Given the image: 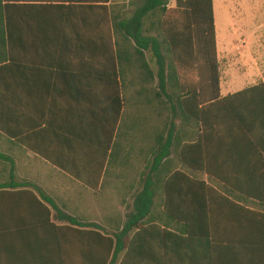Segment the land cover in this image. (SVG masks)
<instances>
[{
	"label": "crops",
	"instance_id": "0c3cea01",
	"mask_svg": "<svg viewBox=\"0 0 264 264\" xmlns=\"http://www.w3.org/2000/svg\"><path fill=\"white\" fill-rule=\"evenodd\" d=\"M60 4L50 21L34 8L9 16L13 41L8 39L7 49L13 63L0 67V184L31 187L0 190V264H106L99 237L104 234L63 217L106 230L108 219L116 216L114 226L121 228L133 185L137 187L144 170L151 171L156 126L167 120L155 113L154 87L139 82L136 58L125 79L121 75L110 5L81 0ZM230 15L236 20L235 11ZM223 41L226 53L238 56L242 66L238 72L231 69L225 82L221 71L219 92L224 98L259 88L249 97V120L254 128L259 119L255 128L264 145V32L254 33L252 40L243 38L241 47L234 38ZM236 48L238 54L231 51ZM124 99L127 104L121 108ZM109 107L122 117L115 129L119 138L112 141L105 134ZM197 140L195 129L192 142L197 145ZM116 141L118 161L107 175L108 146ZM182 142L172 157L179 170L198 178V172L180 162L178 154L190 141ZM251 145L248 141L241 154L247 192L241 205L250 212L216 216L241 244L213 245L208 230H198V219L204 217L198 218L195 204L192 231L176 221H169L170 227L153 223L137 229L115 264H264L261 237L256 244L251 239L264 228V204L251 196L252 190L264 189V151ZM58 158H65L66 165H58ZM199 177L208 181L206 175Z\"/></svg>",
	"mask_w": 264,
	"mask_h": 264
},
{
	"label": "trees",
	"instance_id": "16d2710c",
	"mask_svg": "<svg viewBox=\"0 0 264 264\" xmlns=\"http://www.w3.org/2000/svg\"><path fill=\"white\" fill-rule=\"evenodd\" d=\"M66 1L0 0V48L4 49L0 67H11L13 63L7 49L8 39L13 41L9 16L34 8L50 21L57 5ZM81 1L101 4L105 8L110 5L121 75L125 79L131 59L136 58L138 80L143 85L154 87L155 113L167 120L156 126V147L149 161L151 171L142 172L140 190L137 184V187L133 185V190L138 191L130 197L131 211L125 215L121 228L118 227L114 234H108L94 223L80 224L67 215L63 220L104 234L99 233V237L106 247V264H115L125 251L131 233L149 224L162 223L170 227L169 221H176L183 223L186 231H192L195 228V204H198V218L204 217L198 219V230H208L213 245L241 244V238L237 240L225 232L227 222L216 216L250 212L241 205V197L247 193L242 188L241 154L248 141L252 142V149L264 151L263 142L257 137L259 131L255 128L259 126V119L255 118L254 128L249 120V97L259 88L221 97L214 1L175 0V6L169 8V0H142L141 6L130 17L116 12L113 0ZM201 70L207 72L205 88L200 79ZM138 94L146 96L145 92ZM126 104L124 99L121 108ZM108 110L105 134L112 141L122 117L120 110L117 114L114 108L109 107ZM195 129L197 145L192 142ZM183 139L190 142L183 144L178 154L180 162L190 171L198 172V178L179 170L176 159L172 157L177 155L175 149ZM107 153L106 174L109 175L111 167L118 161L117 141L113 146L109 143ZM56 163L65 166L67 161L58 158ZM199 174L206 175L208 181ZM9 187L30 188L31 185L0 184V190ZM251 196L264 204V189L252 190ZM254 237L251 238L253 243L256 244L261 237L264 245V228L259 236Z\"/></svg>",
	"mask_w": 264,
	"mask_h": 264
},
{
	"label": "rangeland",
	"instance_id": "374dc122",
	"mask_svg": "<svg viewBox=\"0 0 264 264\" xmlns=\"http://www.w3.org/2000/svg\"><path fill=\"white\" fill-rule=\"evenodd\" d=\"M141 2L142 0H113V8L116 12H122V14H124L126 17H130L132 16L133 12H135V10L141 6ZM215 4L218 10L217 25L218 31L220 32L219 41L221 43L220 67L222 71V77L225 82L227 80L228 74H230V70L232 69V72H234V70H236V72L241 71L242 65L241 60L238 59V56L236 58L232 55L233 53H226V51L228 50L227 47L224 45L225 42L223 40H229L230 38H234V44L235 46H237L238 42L239 45L242 44L241 41L243 38H251L252 40V35L254 33L257 34V37L259 35L261 36L264 32V0H215ZM174 6L175 0H169V8H173ZM230 11H235L236 20L232 19ZM153 35L157 36L156 33H154ZM262 45L260 46V48L264 47V45ZM241 46L242 45H240V47ZM231 51L235 52L236 54L239 53V51H237V48L231 49ZM148 56L151 59L150 53H148ZM200 74V79L202 81V84H204L203 87L205 88L207 72L205 70H201ZM143 163V165L146 164V159L143 160ZM136 183L138 185V189L140 190L141 188L139 186V182ZM137 191L138 190L133 191V194ZM130 205L131 203L129 201V204L124 207L125 214L128 213ZM117 218L118 217L116 216H112L110 219H108L106 224V232L108 234H114L116 229L114 223L117 221Z\"/></svg>",
	"mask_w": 264,
	"mask_h": 264
}]
</instances>
